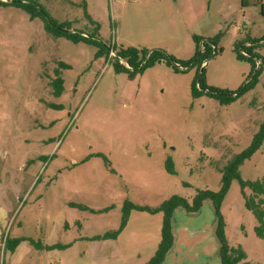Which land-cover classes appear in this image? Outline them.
Masks as SVG:
<instances>
[{
	"label": "rangeland",
	"instance_id": "374dc122",
	"mask_svg": "<svg viewBox=\"0 0 264 264\" xmlns=\"http://www.w3.org/2000/svg\"><path fill=\"white\" fill-rule=\"evenodd\" d=\"M29 1L106 51L159 49L183 64L196 56L195 38L222 36L202 68L177 72L160 62L130 79L98 46L54 38L42 19L0 6V264H147L161 243L162 213L132 210L116 240L94 238L121 229L126 202L155 208L175 195L192 203L199 191H222L220 170L264 122L260 8L243 0ZM247 41L254 63L240 58ZM201 71L221 92L254 85L229 105L196 98ZM240 177L264 180V144ZM250 193L231 182L220 206L224 235L246 262L264 264ZM218 227L211 200L194 213L176 209L168 264H221ZM7 238L22 242L11 251Z\"/></svg>",
	"mask_w": 264,
	"mask_h": 264
},
{
	"label": "trees",
	"instance_id": "16d2710c",
	"mask_svg": "<svg viewBox=\"0 0 264 264\" xmlns=\"http://www.w3.org/2000/svg\"><path fill=\"white\" fill-rule=\"evenodd\" d=\"M0 6H14L16 8L22 9L28 13L32 19L40 18L44 21V28L48 35L54 38H65L74 43L85 42L88 44H93L99 47L100 55L107 53L109 60L113 59L114 70L117 74H127L130 79H134L137 73H142L146 68L154 66L160 62H166L168 65L173 67L177 72L184 71L182 69H189L194 66H199L202 68L206 59L213 54H217V44L222 38L221 35L215 37L214 39L208 40L207 42L203 41L201 38H195L197 44V53L194 59L187 63H179L172 56L168 55L163 50H148V49H137L129 48L122 49L119 52H116L113 48L108 51L104 50L101 45L95 40V35H89L86 32H77L71 31L70 24L64 22L60 23L53 18L47 12L45 8L40 6L38 3L30 2L29 0H7V2L0 0ZM242 6L244 8L258 7L262 17L264 18V3L262 0H243ZM204 42L203 51H201V43ZM250 44V45H249ZM264 44V42H263ZM247 46L240 45V58H247L249 61L254 63V60H259L253 53L250 51L254 49V45L251 42H246ZM215 49H214V48ZM250 50V51H248ZM114 52L116 57L112 58L111 53ZM222 52V50H220ZM243 54V55H242ZM124 61V64L122 63ZM182 68V69H180ZM59 86L61 85V80H58ZM254 83L249 82L246 87L240 93H230V92H221L213 88H209L204 80V71H201L198 76V82H195L192 85V95L194 97H201L203 95H208L218 99L223 105H229L234 103L237 98L253 87ZM62 91L59 89L60 94ZM264 144V122L260 126L259 132L254 136L252 144L250 147L243 151L242 153L235 156L229 163L221 169L222 173V191L220 193H214L212 191H199L196 197L190 203L186 198L175 195L163 202L160 206L152 207H143L137 206L130 202H126L124 205V217L121 229L115 232H107L102 235L96 236L94 239L96 241L101 240H116L120 234V231L125 228L128 216L132 210L147 212L149 214H163V227H162V237L161 243L155 255L147 264H163L168 253L174 246V235L172 231V218L176 209L184 208L188 212H197L199 211L204 202L211 200L216 208V213L219 218V227L217 231L218 238L221 243V264H249L246 262L247 255L241 247H230L226 237L224 235V226L222 215L220 213V206L222 201L227 194L230 184L234 179L241 180L243 187H248L251 190L249 196L245 195L246 207L251 211L258 225L256 227V233L258 237L264 238V180H258L255 182H244L240 177V167L243 163L250 159ZM72 206L77 207L82 210H88L87 207L81 205L72 204ZM105 212L108 211L104 210ZM22 242V239L6 240V246L9 247L11 251H14L15 248ZM61 248L60 245L52 246L49 249Z\"/></svg>",
	"mask_w": 264,
	"mask_h": 264
},
{
	"label": "crops",
	"instance_id": "0c3cea01",
	"mask_svg": "<svg viewBox=\"0 0 264 264\" xmlns=\"http://www.w3.org/2000/svg\"><path fill=\"white\" fill-rule=\"evenodd\" d=\"M170 252H171V251H170ZM168 257H169V256H167V257H166V260L164 261V263H163V264H168V262H169V259H168Z\"/></svg>",
	"mask_w": 264,
	"mask_h": 264
},
{
	"label": "built area",
	"instance_id": "2783aa9c",
	"mask_svg": "<svg viewBox=\"0 0 264 264\" xmlns=\"http://www.w3.org/2000/svg\"><path fill=\"white\" fill-rule=\"evenodd\" d=\"M114 52H112L111 54H113ZM110 57H112V56H110ZM114 57H116V55H115V53H114ZM114 57H112V58H114Z\"/></svg>",
	"mask_w": 264,
	"mask_h": 264
}]
</instances>
